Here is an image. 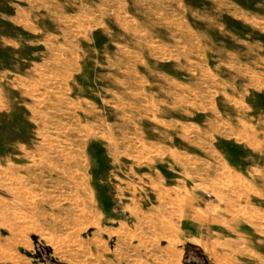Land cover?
<instances>
[{
    "label": "rangeland",
    "instance_id": "1",
    "mask_svg": "<svg viewBox=\"0 0 264 264\" xmlns=\"http://www.w3.org/2000/svg\"><path fill=\"white\" fill-rule=\"evenodd\" d=\"M260 120L264 0H0V264H264V141H222ZM203 128L251 172L240 203L192 181L179 220L119 202L116 168L164 130L204 155Z\"/></svg>",
    "mask_w": 264,
    "mask_h": 264
},
{
    "label": "crops",
    "instance_id": "2",
    "mask_svg": "<svg viewBox=\"0 0 264 264\" xmlns=\"http://www.w3.org/2000/svg\"><path fill=\"white\" fill-rule=\"evenodd\" d=\"M167 121L169 120L167 119ZM189 124L193 128L192 131L191 127L189 128L188 139H192L196 146L198 142L196 138L197 123L193 121ZM256 126L260 127L259 131L250 132L240 127L233 128L232 136L222 141L234 140L239 144L246 143L247 148L257 151L255 150L256 143L264 141V129H262L264 128V120L258 121ZM167 128L170 127L167 126ZM170 129L174 130L175 127ZM203 129L204 131H201L202 137L199 138V146L201 151L205 152L204 155L198 156L197 148L192 149L190 145H184L181 140V133L174 134L164 130L163 139L158 138L157 141H150L157 144L155 149L157 152L153 150L150 153L148 149L146 152L140 151L138 152L139 156L136 154L137 162L131 161L130 164L116 168L114 177L121 182L115 183V197L119 198V202L124 199L126 200L125 206L136 207L140 213H155L157 219L179 220L180 212L172 210L170 206L178 204L177 198L186 190L187 183L192 181L207 186L209 190L212 189L218 195L219 203L229 202L234 205L240 203L239 200L246 195L247 185L251 186L252 182H249L247 178V174L251 172L243 171L236 163L232 162L223 147L218 146L217 143L220 140L213 139L209 129ZM125 146V157L129 158L128 143ZM136 156L130 155V158L133 159ZM251 169H254V166H251ZM117 171H121L124 175L118 176ZM100 200L103 202L104 197H100ZM146 203L155 205L159 210L157 209V212L146 211L143 208L140 210L139 207ZM113 211H116V208ZM110 218V222L119 223V226L127 223L125 217ZM106 228L112 231V236H114L116 232L113 230L120 227L109 225ZM183 254L184 251L182 256Z\"/></svg>",
    "mask_w": 264,
    "mask_h": 264
},
{
    "label": "trees",
    "instance_id": "3",
    "mask_svg": "<svg viewBox=\"0 0 264 264\" xmlns=\"http://www.w3.org/2000/svg\"><path fill=\"white\" fill-rule=\"evenodd\" d=\"M38 252L43 257L42 258L43 262H46L47 264H51L50 261L56 262L50 256L51 248L40 246L38 248ZM43 255L46 256L47 258H44ZM183 261L185 264H199V263L207 262V259L198 246H195L193 244H187Z\"/></svg>",
    "mask_w": 264,
    "mask_h": 264
}]
</instances>
